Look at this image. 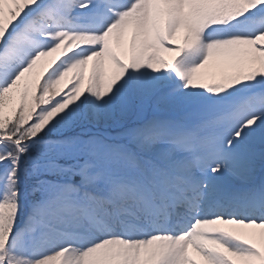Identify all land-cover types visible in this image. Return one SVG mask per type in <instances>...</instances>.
Returning <instances> with one entry per match:
<instances>
[{
  "label": "snow or ice",
  "instance_id": "1",
  "mask_svg": "<svg viewBox=\"0 0 264 264\" xmlns=\"http://www.w3.org/2000/svg\"><path fill=\"white\" fill-rule=\"evenodd\" d=\"M0 264H264V0H0Z\"/></svg>",
  "mask_w": 264,
  "mask_h": 264
}]
</instances>
